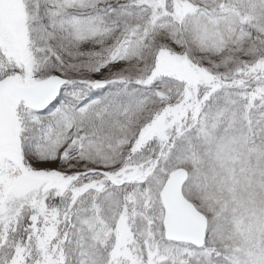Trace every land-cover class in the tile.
Listing matches in <instances>:
<instances>
[{
    "label": "snow or ice",
    "instance_id": "6c2138e0",
    "mask_svg": "<svg viewBox=\"0 0 264 264\" xmlns=\"http://www.w3.org/2000/svg\"><path fill=\"white\" fill-rule=\"evenodd\" d=\"M0 264H264V0H0Z\"/></svg>",
    "mask_w": 264,
    "mask_h": 264
}]
</instances>
